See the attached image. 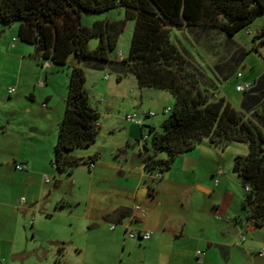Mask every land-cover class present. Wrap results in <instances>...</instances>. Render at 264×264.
<instances>
[{"label": "crops", "instance_id": "obj_1", "mask_svg": "<svg viewBox=\"0 0 264 264\" xmlns=\"http://www.w3.org/2000/svg\"><path fill=\"white\" fill-rule=\"evenodd\" d=\"M104 18L115 19H98ZM255 23L250 46L243 48L238 40L235 41L241 56L246 50H253L252 47L256 51L264 48V39H255L258 32L264 30V15ZM118 52L117 45L113 52L115 59ZM259 54L264 60V51ZM87 68L91 70V80L85 72V89L91 106L100 116L98 136L89 149L72 154L91 158L88 161H92V167L87 161L74 168L71 174L59 172L66 173L72 186L80 192L77 205L72 207L65 193L51 197V179L46 183L42 177L53 157L58 123L67 107L68 76L59 75V69L50 61L35 55L32 44L19 39L17 23L9 25L8 31L0 26V86L4 87L0 88V181L10 175L19 187L9 194L0 188V230L6 227L1 206L8 195L12 198L8 206L14 216V227L10 228L5 240L6 252L0 249L3 264H61L68 245L84 262L88 257L89 264H264V256L258 255L264 248V226L253 225L239 209L244 194L238 186L242 185L241 179L233 172V162L229 168L237 177L225 168L227 174L218 177L215 184L216 173L226 167V154L233 143L221 149L203 139L162 170L159 183L149 185L151 173L145 170L143 149L144 145L151 146L148 127L160 130L161 126H156L155 115L143 117L142 125L127 122L124 116L140 110L152 111L153 104L147 100L153 102L158 95L151 89L140 88L131 73L122 77L116 72L113 81L101 72L105 68L89 65ZM262 68L259 66L261 72L253 79L242 75L241 82L251 84L252 88L264 73ZM10 87H15L12 94L8 92ZM5 93L10 100L21 95L34 102L41 101L46 110L42 116L48 121L49 129L31 128L36 135H30L20 122L14 125L13 110L5 104ZM12 132L18 134L20 148L16 145L18 137L16 141H9L8 135ZM134 139L137 141L131 143ZM233 155L231 157H236ZM21 164L26 166L25 170L16 168ZM84 166L88 174L82 169ZM61 183L62 180L56 181L57 186ZM145 186L150 187L142 203L147 215L138 219L130 210L136 203L137 190ZM22 198L24 204L21 206ZM115 211L118 214L111 218ZM57 218L69 220L73 228L71 238ZM237 221L246 237L240 246L234 244L236 236L227 237L224 231ZM44 224L50 225L47 243L43 240L29 246L28 225L33 230L35 227L43 230ZM144 230L151 232L148 240L127 236L128 231L138 234ZM20 235L26 238L23 240ZM222 245L230 248L225 250Z\"/></svg>", "mask_w": 264, "mask_h": 264}, {"label": "trees", "instance_id": "obj_2", "mask_svg": "<svg viewBox=\"0 0 264 264\" xmlns=\"http://www.w3.org/2000/svg\"><path fill=\"white\" fill-rule=\"evenodd\" d=\"M116 7L123 9L122 18L97 19L91 26L81 23L82 14ZM263 15L264 0H0V23L17 22L19 39L32 44L38 58L57 69L70 67L67 107L58 123L52 167L71 174L87 163L89 158L72 152L96 141L100 116L90 104L79 63L96 69L108 66L117 73H131L140 88L165 90L174 97L160 130L148 127L151 146L143 149L147 172L169 168L203 139L221 149L232 143L248 146L247 155L234 158L233 172L244 190L250 188L242 202L245 218L260 226H264V73L243 92L236 109L211 90L206 77L171 41L170 27L216 29L233 37ZM129 20L134 22L130 47L118 60L113 52ZM91 38L97 41L94 50L88 47ZM72 56L78 59L76 64L70 62Z\"/></svg>", "mask_w": 264, "mask_h": 264}, {"label": "rangeland", "instance_id": "obj_3", "mask_svg": "<svg viewBox=\"0 0 264 264\" xmlns=\"http://www.w3.org/2000/svg\"><path fill=\"white\" fill-rule=\"evenodd\" d=\"M123 9L121 7L113 8L108 12L102 13H92V14H82L81 16V23L84 25L91 26L95 20L99 17H123ZM263 17V16H261ZM260 19V17H259ZM257 20V19H256ZM17 23V22H15ZM13 23V24H15ZM18 24V23H17ZM5 24L0 23V26L5 27L8 31L9 26H4ZM256 23L255 21L249 26V29L252 31L251 34L246 33V29H242L235 34V36L230 37L227 36L220 30L216 29H204L200 31L193 32L192 30H188L187 27H177L171 26L170 27V38L171 41L180 49V51L185 54V56L192 62L194 66L198 68V70L206 77V80L211 88L212 91L216 92V95L219 97H224L227 102L231 104L234 108L238 109L240 100L243 96L242 92L236 91V85L241 82L242 77L238 79L236 77L237 73L240 72L242 75L247 76L248 78H254L259 74L261 71L259 66L264 68V60L263 57L260 56L259 51H264V48H260L259 51L256 50H246L243 52L241 56V51L239 46L236 45V42H240L243 48L244 46H250L251 40L253 38V33L255 32L254 27ZM134 27V22L129 20L126 23L125 29L122 32V35L119 39L118 50L122 51L124 54H127L131 37L132 31ZM236 41V42H235ZM246 44V45H245ZM88 47L90 50H94L96 47V39L91 38L88 42ZM264 56V55H263ZM71 59V58H70ZM87 63L82 61L79 65L87 72L89 80H91L90 73L91 70L87 68ZM262 68V69H263ZM104 74H108L110 80L115 81L116 72L109 68L108 66L105 70L101 71ZM59 75H67L69 76L70 67L62 66L59 67L58 72ZM123 77V74L121 75ZM254 76V77H253ZM102 80V79H101ZM5 86V85H4ZM214 88H213V87ZM0 88H4L3 85ZM151 89L153 93L157 94L152 100H147L148 103L151 102L152 111L155 113L153 117L156 120V126H161L162 122L166 120L168 117V113H165L166 108H173L174 105V97L165 90H158L156 88H146ZM4 94V93H2ZM20 98L17 96L11 100L5 93V104L8 108H12V116L11 119L13 120V124L16 125L17 122H20L22 128H24L27 134L36 135V132H32L31 128L40 129H49L48 121L43 118L42 113L46 111L42 107L41 101L34 102L31 101L29 98H23L21 95ZM10 101H7V100ZM146 101V102H147ZM13 105L10 107V105ZM153 106H156L154 108ZM159 108V109H158ZM161 108V109H160ZM165 108V109H164ZM161 122V123H159ZM161 124V125H159ZM16 137L17 141H16ZM9 141H16V145L20 148V141L19 136L17 133H13L8 135ZM14 141V142H15ZM88 148H77L74 151H86ZM73 151V152H74ZM72 152V154H73ZM247 155L248 154V146L245 143H233L226 154V170L229 171L230 174H233L232 170L229 168L234 161L235 157H231V155ZM234 156V155H233ZM223 168V167H222ZM82 169H85L88 174L87 168L84 166ZM45 176L51 179L50 183V190L53 191L51 197L58 196L59 193H65L67 201L71 203L72 207L77 205V196L78 192L75 187L72 186L71 181L68 179V175L66 173H59L56 168L52 167L50 162L48 163V170L42 173V177ZM14 177L7 175L0 181V188L2 191H6L7 194L11 192L18 191L19 187L15 186ZM238 179V178H237ZM57 180H62L60 185H56ZM239 181V180H238ZM240 187V191L242 194H245V190L242 185H238ZM21 187V186H20ZM48 190V191H50ZM48 191L45 195L48 197ZM8 195L7 199H3L2 201V221L6 224V227L3 228V231L0 230V249L3 253L6 251V243L5 240L8 238V233L10 228L14 227V216L11 213L10 207L8 204L12 203V198ZM11 202V203H10ZM239 209H241V213H243L242 207L239 205ZM68 210V209H67ZM219 213V212H218ZM220 214V213H219ZM221 215V214H220ZM222 216V215H221ZM60 222V225L65 228L66 235L71 238L72 237V229L69 225V220L64 218H57ZM223 219H225L223 217ZM37 227L33 228L28 225L27 229V238L25 235L21 236L27 239L29 246H34L39 241H45L48 239L49 232L48 228L50 225L44 224L43 230L40 231L36 229ZM34 231H36L35 235ZM233 238V237H231ZM26 241V240H25ZM47 243V242H46ZM62 263L61 264H89L88 257L85 258V262L81 259L80 256L76 254V251L73 250L71 245L66 246V252L64 256L61 257Z\"/></svg>", "mask_w": 264, "mask_h": 264}, {"label": "built area", "instance_id": "obj_4", "mask_svg": "<svg viewBox=\"0 0 264 264\" xmlns=\"http://www.w3.org/2000/svg\"><path fill=\"white\" fill-rule=\"evenodd\" d=\"M246 33L247 34H251L252 31L250 29H246ZM258 36H261V38L264 39V30L259 31L258 32ZM15 41H16V39L14 38L13 39V43ZM12 46H13V44H12ZM116 57H117L118 60H122L124 58V55H123L122 52H118L116 54ZM236 77L238 79H240L242 77V74L239 72V73H237ZM39 84L43 85V82L39 81ZM250 87H251V84H246V83L240 82V83H238L236 85V90L239 91V92H244L245 90H247ZM14 91H15V87H10L8 89V92L10 94L14 93ZM168 112H170V108L165 109V113H168ZM154 115H155V113L153 111L140 110L139 112H133V113L127 114V115L124 116V118H125V120L127 122H131V123H135V124H138V125H142L143 117L154 116ZM136 141L137 140L134 139V140L131 141V143H135ZM89 166L92 167V163L89 164ZM16 168L18 170H25L26 166L21 164V165H17ZM226 174L227 173H226L225 169L220 168L217 171V173H216L215 184L218 183V177L224 176ZM161 178H162L161 170L160 169H156L153 173H151L149 175L148 184L150 185V183H151V184L155 185V184L159 183ZM45 182L49 183L50 182V178L45 176ZM249 190H250V188L248 186H246L245 187V191H249ZM23 204H24V199L22 198L20 200V205L22 206ZM131 213H132V215L136 216L138 219H144L146 217V215H147L146 208L142 204H137V203H135L132 206ZM218 218H220V216H218ZM128 225L129 224H126V227H128ZM127 236L130 237V238L138 237L141 240H148L151 237V232L147 231V230H144V231L139 232L138 234H136L133 231H128L127 232ZM236 238H237V241L234 243L236 246H240L246 240L245 234L241 230H239V232L237 233ZM198 254H200V252H198ZM258 255L259 256H264V248H262L260 250V252H258Z\"/></svg>", "mask_w": 264, "mask_h": 264}, {"label": "water", "instance_id": "obj_5", "mask_svg": "<svg viewBox=\"0 0 264 264\" xmlns=\"http://www.w3.org/2000/svg\"><path fill=\"white\" fill-rule=\"evenodd\" d=\"M70 62L72 64H76L78 62V59L75 57V56H72L71 59H70ZM210 96L214 99L216 96L214 94H212L211 92L209 93ZM150 193V187L149 186H145V187H141L137 190L136 192V203L137 204H142L145 199L148 197ZM131 212V210H130ZM118 214V211H115L114 213H112L110 215L111 218H114L116 215ZM253 225H256V222H252ZM240 228L238 226V221L235 222L234 224L232 225H229L227 226L224 231H225V235L227 237H234L237 235V233L239 232ZM222 247L225 249V250H228L230 248V246L228 245H222ZM0 264H3V262L0 260Z\"/></svg>", "mask_w": 264, "mask_h": 264}]
</instances>
